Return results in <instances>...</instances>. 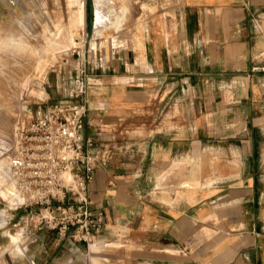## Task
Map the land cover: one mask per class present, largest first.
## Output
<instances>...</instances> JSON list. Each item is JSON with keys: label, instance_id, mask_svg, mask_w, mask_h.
<instances>
[{"label": "crops", "instance_id": "1", "mask_svg": "<svg viewBox=\"0 0 264 264\" xmlns=\"http://www.w3.org/2000/svg\"><path fill=\"white\" fill-rule=\"evenodd\" d=\"M159 1L144 0L142 32L120 21L100 42L92 2L95 84L80 136L98 159V237L136 264H264V0ZM21 6L0 0V28ZM56 72L51 104L74 83ZM40 233L41 258L16 242L23 261L9 264H50L57 233Z\"/></svg>", "mask_w": 264, "mask_h": 264}, {"label": "rangeland", "instance_id": "2", "mask_svg": "<svg viewBox=\"0 0 264 264\" xmlns=\"http://www.w3.org/2000/svg\"><path fill=\"white\" fill-rule=\"evenodd\" d=\"M92 2L21 0L22 6L12 19L16 23L0 28V156H8V168L0 167V264L23 261L20 255L16 257L13 253L16 242L18 246L33 245L34 255L41 258L43 237L40 232L48 229L35 226L24 208L10 210L7 207L8 203L12 204L6 197L13 185L9 159L18 126L34 116L39 106L45 109L51 104L49 101L57 99L49 85L56 71L76 72L83 62L88 72L92 71L90 60H95L94 51L98 47L96 35L101 37L99 42L105 41L119 30L114 27L104 30L105 27H117L119 20L124 21L122 27L126 26L127 30L136 34L142 32L144 0H95L97 34L90 23ZM157 4L159 8L168 6L162 0ZM39 91H44L45 95L40 96ZM56 238L61 239L58 235ZM57 239L50 244V264L137 263L133 258H123L119 245H105L99 237L90 242H97L95 249L85 242L64 238L66 245L54 252ZM74 243H85V246L78 251Z\"/></svg>", "mask_w": 264, "mask_h": 264}, {"label": "built area", "instance_id": "3", "mask_svg": "<svg viewBox=\"0 0 264 264\" xmlns=\"http://www.w3.org/2000/svg\"><path fill=\"white\" fill-rule=\"evenodd\" d=\"M80 67L67 97L45 109L39 106L18 126L9 159L17 203L7 207L24 208L39 229L90 245L102 232L105 215L93 209L89 189L98 164L93 140L84 144L80 136L91 109L88 91L95 82L86 62Z\"/></svg>", "mask_w": 264, "mask_h": 264}, {"label": "bare ground", "instance_id": "4", "mask_svg": "<svg viewBox=\"0 0 264 264\" xmlns=\"http://www.w3.org/2000/svg\"><path fill=\"white\" fill-rule=\"evenodd\" d=\"M123 3V2H122ZM125 6V5H124ZM118 16V15H117ZM116 19H117V17H116ZM114 20V19H113ZM115 23L117 22V21H114ZM118 22H120L119 20H118ZM117 22V23H118ZM114 23V24H115ZM120 25V24H119ZM115 26V25H114ZM39 95L40 96H43V95H45V92L44 91H39ZM0 167H3V168H5V169H7L8 168V156H0ZM91 244V243H90Z\"/></svg>", "mask_w": 264, "mask_h": 264}]
</instances>
